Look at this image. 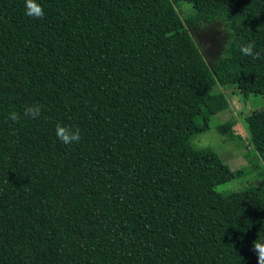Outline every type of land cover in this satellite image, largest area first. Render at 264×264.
Here are the masks:
<instances>
[{
  "label": "trees",
  "instance_id": "trees-1",
  "mask_svg": "<svg viewBox=\"0 0 264 264\" xmlns=\"http://www.w3.org/2000/svg\"><path fill=\"white\" fill-rule=\"evenodd\" d=\"M41 3L33 19L0 0V264H258L264 178L214 191L257 166L194 139L230 110L217 87L264 95V0ZM215 21L230 43L209 63L189 29ZM35 103L40 118L8 119ZM244 121L264 164V106ZM236 122L215 128L235 139Z\"/></svg>",
  "mask_w": 264,
  "mask_h": 264
},
{
  "label": "rangeland",
  "instance_id": "rangeland-1",
  "mask_svg": "<svg viewBox=\"0 0 264 264\" xmlns=\"http://www.w3.org/2000/svg\"><path fill=\"white\" fill-rule=\"evenodd\" d=\"M177 9L184 21L193 14L191 5L188 3L181 4ZM189 31L209 63L223 50L227 34L223 22L215 21L207 25L195 26L190 28ZM217 90L224 91L227 95L230 102V110L216 114L210 128L198 134L194 139V144L200 146L202 143H207L232 168L254 164L257 169L243 172V174L233 178L230 182L216 186L214 191H220L225 188H237L248 182L258 184L264 178V164L250 147V136L245 125L244 116L254 109L264 106V95L249 93L247 97H244L234 85L224 88L217 87ZM232 116L237 121L233 129L239 137L228 140L216 130L215 125ZM212 133H215V136Z\"/></svg>",
  "mask_w": 264,
  "mask_h": 264
},
{
  "label": "clouds",
  "instance_id": "clouds-1",
  "mask_svg": "<svg viewBox=\"0 0 264 264\" xmlns=\"http://www.w3.org/2000/svg\"><path fill=\"white\" fill-rule=\"evenodd\" d=\"M24 14L27 17L33 19H41L45 16V10L41 3V0H24ZM229 42H226L224 47L227 49L229 47ZM255 41H250L246 44L240 45V52L244 56L252 57L257 59L260 55L256 50ZM224 53L221 57H224ZM43 111L42 105L39 103L26 105L22 112L12 111L8 114V119L19 123L21 120L26 118L38 119ZM56 138L65 145H72L74 143H79L81 140V132L78 128H74L71 124H64L62 122L57 123L55 126ZM215 136V133H212ZM201 147H207V143H202ZM253 251L256 252L258 256V264H264V242H253Z\"/></svg>",
  "mask_w": 264,
  "mask_h": 264
}]
</instances>
